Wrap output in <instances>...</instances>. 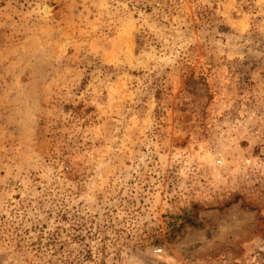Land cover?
<instances>
[{
  "label": "rangeland",
  "instance_id": "374dc122",
  "mask_svg": "<svg viewBox=\"0 0 264 264\" xmlns=\"http://www.w3.org/2000/svg\"><path fill=\"white\" fill-rule=\"evenodd\" d=\"M0 264H264V0H0Z\"/></svg>",
  "mask_w": 264,
  "mask_h": 264
}]
</instances>
